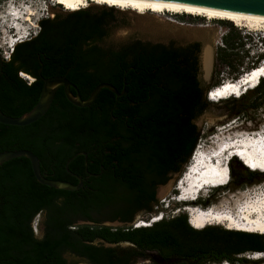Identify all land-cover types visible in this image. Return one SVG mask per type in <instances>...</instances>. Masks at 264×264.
Listing matches in <instances>:
<instances>
[{
  "label": "trees",
  "instance_id": "16d2710c",
  "mask_svg": "<svg viewBox=\"0 0 264 264\" xmlns=\"http://www.w3.org/2000/svg\"><path fill=\"white\" fill-rule=\"evenodd\" d=\"M120 14L113 7L85 8L42 19L38 35L17 44L12 54L13 58L31 59L41 70L36 73L41 78L32 84L19 77L18 68L12 69V60L4 62L0 109L10 116H22L36 106L42 78L66 77L84 100L100 83L114 85L120 95L103 87L91 106L80 107L67 99L61 86L48 112L35 123H0V152L33 151L49 179H71L77 184L65 164L78 152H87L69 165L71 171L87 177L81 190L42 184L27 157L0 165V264H71L62 258L61 249L74 252L81 241L97 239L111 244L130 242L133 247L127 255L133 249L153 264L251 262L243 255L264 252V234L215 225L196 229L187 213L164 217L149 226L74 227V216H86L92 210L127 216L128 221L138 212L156 213L158 187L180 175L190 161L204 136L197 121L214 104L207 93L221 85L202 78L200 42H153L133 35L108 43L117 28L129 24ZM228 23L216 65L229 70L236 80L257 67L264 53L246 65L253 47L251 33L242 34ZM78 92L73 89L75 96ZM27 95L31 101H24ZM223 101L231 117L251 121L254 129H261L253 114L264 109V78L240 97ZM234 165L238 172H231L229 183L233 180L236 186L245 187L262 181L264 172L249 169L237 157L231 171ZM101 169L104 175L89 177ZM41 209L48 214L49 230L38 238L32 220ZM87 248L93 259L89 264L121 262L117 247Z\"/></svg>",
  "mask_w": 264,
  "mask_h": 264
},
{
  "label": "rangeland",
  "instance_id": "374dc122",
  "mask_svg": "<svg viewBox=\"0 0 264 264\" xmlns=\"http://www.w3.org/2000/svg\"><path fill=\"white\" fill-rule=\"evenodd\" d=\"M13 5L18 9L23 8H31L34 12V15L31 16L30 21H26L23 23L24 31L30 32L33 34L35 31H38L39 27L37 26V22L39 19L44 18H52L51 14L60 12L61 14H68L71 11L65 10L63 6L56 3L55 0H0V35L2 37V41L0 43L3 45V48H7V42L3 43V41L8 40L10 36L20 35V33L16 32V30L12 29L7 25V22L4 21L1 17L6 15V10L8 7ZM107 6H99L92 4L88 8H103ZM26 8L23 9L26 11ZM116 9V8H115ZM118 10L120 14V18H124L129 23L128 26H122L117 28L111 36L107 39V42H121L127 40L131 36H137L143 40L153 41V42H169L170 40H175L179 44H186L189 42H200L202 48H209L213 49V70L212 76L209 83L219 81L220 84L225 83L228 80H233L232 75L230 74L229 70H220L222 67L216 65V53L219 46H222V37L228 31L230 26L229 20H219V19H207L206 17L202 16H193L189 14H172V13H165V14H154L148 12L146 15H139L135 12L131 11H122ZM122 20V19H119ZM232 24L236 26L233 22ZM237 27V26H236ZM241 29L242 34L244 33H251L252 37V51L250 52V57L246 58V65H250L252 61L257 59L258 54L264 53V48L260 45L259 37L264 35L263 30H255L249 27H237ZM26 32V33H27ZM25 33V34H26ZM190 33V34H189ZM191 33H199L201 36L204 37H196ZM191 35V37H189ZM11 41V40H9ZM251 45L249 43L246 48ZM261 59L258 65L263 61ZM261 65V64H260ZM230 98V97H229ZM231 98H234L231 97ZM224 99L216 102L213 101L214 104L209 108V110L203 114L197 121L199 127L203 129L204 136L199 140L198 144L202 146H209L213 140L218 141L223 137L224 130L229 127H238L241 130H256L254 129V124L251 121L245 119H238L236 117H231L227 111V104L223 101ZM254 118L256 122L260 125L261 129L264 128V109L256 112ZM222 132V133H221ZM245 132V131H244ZM244 132H241L242 134ZM221 133V134H220ZM213 134L220 135L221 137L214 136L211 139ZM219 145V142H218ZM205 150V149H204ZM234 159V158H233ZM239 160V158H238ZM241 161V160H240ZM242 162V161H241ZM190 161L184 166L183 171L180 175L175 174L172 178L165 184L157 189V198L159 200V210L156 213L149 214L144 212H138L134 217L135 222H139L140 220H150V218L154 216H158L159 214H163L164 217H173L177 216L182 213H187L183 209V204L180 203L177 199H175L176 194L178 193L177 190V179L181 177L186 168L188 167ZM243 163V162H242ZM231 164L230 163V176L231 172L236 174L238 170L236 166H233L231 171ZM190 167V166H189ZM262 176V181L257 184L248 185L245 187H238L235 185V182L232 180L231 183L228 184L227 187L212 190L207 192H202L200 195L201 200L199 205L201 207H215L222 204L223 207L229 206L226 201L229 198H232L237 208L240 203L245 201L250 197V195L258 194V199L255 201H251L250 205L248 206L252 210H255V206L264 207V175ZM231 179V177H230ZM241 195L242 198H239ZM160 196L162 198H160ZM250 199V198H249ZM252 200V199H251ZM214 205V206H213ZM156 208V207H155ZM237 213V212H236ZM188 215V213H187ZM189 218V215H188ZM189 221V220H188ZM132 223V224H133ZM37 227L35 228L34 226ZM222 228L227 229V225H215ZM39 228L38 220L33 223V230L37 232ZM120 246H128L132 247L131 243H122ZM257 252H248L243 255L244 258L251 260V262L247 263H236V264H264V252H261V260L260 258H256L253 255ZM260 253V252H258ZM69 263L73 264L74 260H68ZM224 262V261H223ZM221 263H208V264H222ZM141 263L143 264H153L152 259H144Z\"/></svg>",
  "mask_w": 264,
  "mask_h": 264
},
{
  "label": "bare ground",
  "instance_id": "6f19581e",
  "mask_svg": "<svg viewBox=\"0 0 264 264\" xmlns=\"http://www.w3.org/2000/svg\"><path fill=\"white\" fill-rule=\"evenodd\" d=\"M55 1L57 4L63 6L65 10L71 12L79 11L88 8L92 4H95L99 6L113 7L122 11L123 10L131 11L139 15H146L148 12L154 14L172 13V14H189L193 16H202V17H206L207 19L229 20L233 22L237 27L244 26V27H249L251 29L264 31V15L222 10L218 8L199 6V5L183 3V2L166 1V0H135L134 4L132 3L114 4V3L105 2V0H84L83 3L73 8L66 6L65 3H61L60 0H55ZM68 3L74 4L75 0H68ZM25 8L22 7V9H18L13 5H11L6 10V15L4 17H1L2 19H4L5 22H7V25L9 27L16 30V32L20 33V35L22 36L20 37V39L15 40V46L19 44L21 39L25 38V35L27 34L26 33L27 31L26 32L24 31L23 23L26 21H30L31 16L34 15V12L32 11L31 8H26V11H24L23 9ZM191 34L196 37H204L201 36L199 33H191ZM189 37H191V35ZM12 42L13 41L11 40L8 41L6 44H11ZM213 52L214 51L211 47L205 48L204 62H205V69L207 71L211 69V65L214 57ZM261 70H264V63L258 65L257 67L252 68L250 71L246 72V74L242 76L243 78L241 80L244 81V84L241 85L240 82H236L235 80H228L225 83L211 89L208 94V99L210 101H217V100L220 101L225 97L228 96L232 97L234 94L237 95L241 93L244 94L249 89H252L253 86H250V82L253 83V85H256V82L264 78V71ZM252 73H256V76H252ZM23 76L25 78L31 79V77L28 76L27 74H23ZM244 131H249V130L246 129L241 130L236 126L229 128L226 127V129L223 132V137L221 138L222 140L220 139L218 141L213 140L211 144L206 148L205 146L199 144L191 156L188 167L186 168L184 174L179 179L180 181L177 182V190L184 189L185 190L184 195L188 194L185 186L189 182L188 181L189 179L187 178V176H189V166H191L194 163V160L196 159L198 153L204 149H205L204 152L208 154V156H204V160H205L204 171L200 174L201 175L200 177L196 178L195 181L192 182L191 188L193 189L194 187H197L200 183H206V182L209 183L213 180L216 181L215 185L219 183H225L228 179L230 182V177H231L230 166H229L230 162L227 163L225 161L228 159V157L225 156V154H227V150L226 152H224V156H225L224 159H222L223 157L218 159V157L220 156L218 154H212V153L218 150L221 143L223 142L225 143L227 142V140L233 141L236 138H241L243 135H246ZM241 132L244 133L242 134ZM257 135L258 134H255V136ZM236 146H237L236 143L229 144L228 150H231ZM219 154L222 155V152ZM253 158L259 159V160L254 159V162H256L255 167L257 168L255 171H259L258 169L264 170V160L262 159V155H260L259 153H255ZM218 162L220 166L222 164V167L217 170L215 169L214 166ZM228 166H229V173H228ZM247 167L249 168V166ZM191 174L192 172L190 173V175ZM222 188L225 187H220L219 189ZM202 192H203L202 190L199 191V197L202 194ZM180 193L181 190L180 192H178V195ZM239 198H242V196L240 195ZM179 202L184 205L183 209L185 211H188L189 207H185L187 206V204H185V202H183L182 199L179 200ZM226 203L229 206L223 207L221 204L219 206L211 207V211L207 212L205 215L196 216L192 214L191 221L189 222L196 229H203L210 225H227V229L230 230L232 229V230L264 234V207L262 206L258 207L257 205L254 207L255 210L249 208L250 210L239 211L235 207L236 202L232 198H229V200L226 201ZM191 205H199V202L197 204L192 203ZM158 220H160V217H158L157 215L154 216V219H152V221L151 219L148 221L140 220L138 222L137 227L147 226V225L149 226L152 223L157 222ZM255 257L261 258V253L255 255Z\"/></svg>",
  "mask_w": 264,
  "mask_h": 264
},
{
  "label": "water",
  "instance_id": "95a60500",
  "mask_svg": "<svg viewBox=\"0 0 264 264\" xmlns=\"http://www.w3.org/2000/svg\"><path fill=\"white\" fill-rule=\"evenodd\" d=\"M166 1L183 2V3L195 4L199 6L218 8L222 10H230V11H236V12H245V13L264 15V0H166ZM204 51H205V48L204 49L202 48V51L200 54L201 72H202V78L204 79V81L208 82L212 76L214 57H213L211 69L207 71L205 69ZM4 62L5 61L2 59V55L0 53V85H1L2 75H3ZM242 78L243 77H240L239 79H236L235 81L240 82V84L242 85L244 84V81L241 80ZM60 86L65 87L68 99L73 104L80 106V107L91 106L96 101L100 93V90L103 87L110 88L117 95H120L119 91L114 85L110 83H100L99 85L95 87L90 97L84 100L79 92L77 96H75L71 92V89H70L71 86L76 88L77 91H78V88L75 87V85L69 79H67L64 76H54L52 78L44 79V85L41 91L39 101L30 112L22 116L16 117V116L7 115L0 109V123L6 124V125H14V126H28L32 123H35L48 112V110L50 109L54 101L56 91ZM209 92L207 93V95L209 94ZM79 154H84L85 156H87V152H78L77 154H75L73 157H71L67 161V164H66L67 169H69L68 167L71 161ZM18 157H27L30 160L33 173L35 177L37 178V180L41 182L42 184H45L47 186L56 187V188L68 189V190L79 189L82 185L81 177L77 175L76 176L81 180L79 185H75L68 181L49 179L45 177L41 172V165H40L39 157L33 151L28 150V149L6 150V151L0 152V165L6 161H9L11 159L18 158ZM180 178L181 177H179L176 181L177 182L180 181L179 180ZM160 198L162 197L160 196ZM153 258L158 259L155 255L153 256ZM158 260L161 261V259H158Z\"/></svg>",
  "mask_w": 264,
  "mask_h": 264
},
{
  "label": "flooded vegetation",
  "instance_id": "af4514ba",
  "mask_svg": "<svg viewBox=\"0 0 264 264\" xmlns=\"http://www.w3.org/2000/svg\"><path fill=\"white\" fill-rule=\"evenodd\" d=\"M53 14L55 17L56 13H53ZM54 17H52V18H54ZM186 44H188V43H186ZM10 60L13 61L12 62V69L16 70L18 68L17 74L19 75L20 78L24 79L27 82V84H32L37 78H39V79L41 78L38 75H36V73H38V72L40 73L41 70L36 69V66H35V64H33V61L31 59L29 60L26 57H22L20 55H17L14 58H13V56H11ZM23 74H27L28 76L31 77V79L25 78L23 76ZM42 79H43V85H44V79H47V78H42ZM62 87H63V92L68 99L65 87L64 86H62ZM70 89H71L72 93H73V89L76 91V93L78 92L76 90V88H74L72 86L70 87ZM40 95H41V92L39 94V98H40ZM28 99L31 101V99H32L31 95H27L26 97H24V101H27ZM38 101H39V99H38ZM45 155H47L46 152H45ZM66 164H67V162H66ZM66 164H65L66 171L70 174V176H72V179H74V180L76 179L78 181V183L75 184V182H73V180H71V179L63 180V181H68V182H71L75 185H79L81 180H82L81 187L79 189H76V190H81L85 186V182L87 181V177H83V175H81L80 173L75 172V171H71L70 169H67ZM40 165H41V160H40ZM85 168H86L85 170L88 171V165L87 164L85 165ZM106 170L108 172V169H106ZM41 172H42V169H41ZM46 174L48 175L47 171H46ZM76 175L81 177V180ZM102 175H104L103 169H101V172L98 174L89 173V177L90 176L101 177ZM108 175H110V174L108 173ZM89 213L90 214H88L86 216H82V215L74 216L72 218V220L74 221V227L78 228L79 226H82V225H106V226H112V227H129L133 223L134 217L137 214L136 213L134 215V217L131 221H128V220L124 219L127 216H112V215H108L106 213H101L98 210H92ZM36 219L38 220L39 228H38L37 232H35V236L38 238H42L45 235V233L49 230V227L47 226L48 214H47L46 210L41 209L38 211V213L35 215V217L32 220V226H33V223L36 221ZM122 243H128V242L126 241V242H121L119 244H111V243H108L102 239H97V240L90 241V242L89 241H81L80 243H78V245H77L78 249L76 251H74V252H72L70 250L64 251V249H61V254H62V258L65 260H74L73 264H89L88 263V262H90L89 260H93L91 258L90 253L87 251V249H88L87 247L89 245H98V246H102L105 248L117 247L118 252L122 258L120 260L121 261L120 264H143L141 262L144 259L142 257H139L133 249L131 250L132 251L131 255L130 256L127 255V250H129V247L128 246H120ZM132 247H133V245H132Z\"/></svg>",
  "mask_w": 264,
  "mask_h": 264
},
{
  "label": "built area",
  "instance_id": "2783aa9c",
  "mask_svg": "<svg viewBox=\"0 0 264 264\" xmlns=\"http://www.w3.org/2000/svg\"><path fill=\"white\" fill-rule=\"evenodd\" d=\"M51 17H54V14H51ZM40 21H41V19H39L38 22H37V26L39 27L38 31H35L33 34H31L28 31L27 34L25 35V38H22L19 44H21V43H23L25 41H29V40L33 39L34 37H36L38 35V33L40 31V28H41ZM2 37L4 39V36L0 35V40L1 41H2ZM20 37H22V36L21 35H19V36L18 35L10 36L8 40H6V41L4 40L3 43H5V42H7L9 40L13 41L11 44H7V48H3V45L0 43V53L2 55V59L5 62H7V61H9L11 59V56H12L14 50H15V47L17 46V45L15 46V40L20 39ZM137 225H138V222H135V223L131 224V226H133V227H137ZM34 227L36 228L37 225L34 226Z\"/></svg>",
  "mask_w": 264,
  "mask_h": 264
},
{
  "label": "snow or ice",
  "instance_id": "6c2138e0",
  "mask_svg": "<svg viewBox=\"0 0 264 264\" xmlns=\"http://www.w3.org/2000/svg\"><path fill=\"white\" fill-rule=\"evenodd\" d=\"M60 2L61 3H65L66 6H68V7H73L74 8L77 5L83 3L84 0H75V3L74 4L73 3H68V0H60ZM105 2L114 3V4H121V3H124V4L132 3V4H134L135 3V0H105ZM261 71H264V70H261ZM252 76H256V73H252ZM251 167L254 168L255 165H251Z\"/></svg>",
  "mask_w": 264,
  "mask_h": 264
},
{
  "label": "clouds",
  "instance_id": "9594fccd",
  "mask_svg": "<svg viewBox=\"0 0 264 264\" xmlns=\"http://www.w3.org/2000/svg\"><path fill=\"white\" fill-rule=\"evenodd\" d=\"M159 216H163V214H160ZM222 264H236V263H231V262H229V261H224Z\"/></svg>",
  "mask_w": 264,
  "mask_h": 264
}]
</instances>
